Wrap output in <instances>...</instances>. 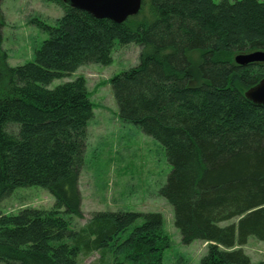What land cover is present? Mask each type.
<instances>
[{
  "label": "trees",
  "instance_id": "trees-1",
  "mask_svg": "<svg viewBox=\"0 0 264 264\" xmlns=\"http://www.w3.org/2000/svg\"><path fill=\"white\" fill-rule=\"evenodd\" d=\"M63 10L34 60L8 67L0 90V204L18 188L54 198L49 211H0V263L78 264L98 254L114 264H162L170 247L161 215L97 212L81 218L78 189L92 105L83 78L46 89L87 64L109 65L117 42L139 47V62L109 83L122 121L164 149L171 171L160 196L185 245L209 243L200 264L252 263L240 249L264 240V108L244 92L264 63L234 57L264 52V3L257 0H142L122 24ZM1 66V65H0ZM67 216V217H65ZM229 220L235 223L221 227Z\"/></svg>",
  "mask_w": 264,
  "mask_h": 264
},
{
  "label": "rangeland",
  "instance_id": "rangeland-1",
  "mask_svg": "<svg viewBox=\"0 0 264 264\" xmlns=\"http://www.w3.org/2000/svg\"><path fill=\"white\" fill-rule=\"evenodd\" d=\"M220 1L213 0L216 4ZM257 1L264 3V0ZM62 16V8L52 2L0 0V55H6V65L12 68L33 62L35 50L48 37L39 24L55 27ZM139 52L135 44L122 46L116 42L109 65L87 64L46 86L53 90L81 77L92 105L78 179L82 217H74L72 227L80 228L97 212L159 214L170 242L163 253L162 264H200L209 243L195 240L183 244L174 225L172 207L159 194L171 171L165 149L146 136L140 127L120 119L109 83L114 76L138 65ZM0 65L1 90L7 86L8 78L3 63ZM54 202L53 196L41 187L18 188L1 202L0 211L4 215H15L23 209L49 211ZM235 222L229 220L220 226ZM240 249L250 262L264 263V240L249 237ZM78 264L114 262L111 257L100 260L98 254H93L88 258L80 257Z\"/></svg>",
  "mask_w": 264,
  "mask_h": 264
},
{
  "label": "water",
  "instance_id": "water-1",
  "mask_svg": "<svg viewBox=\"0 0 264 264\" xmlns=\"http://www.w3.org/2000/svg\"><path fill=\"white\" fill-rule=\"evenodd\" d=\"M70 8L82 11L95 19H106L115 24H122L128 18L136 16L142 0H62ZM238 66L264 63V52L257 51L238 54L234 57ZM244 98L250 103L264 108V78L257 85L244 92Z\"/></svg>",
  "mask_w": 264,
  "mask_h": 264
}]
</instances>
